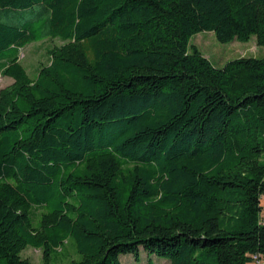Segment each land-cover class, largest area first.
I'll use <instances>...</instances> for the list:
<instances>
[{
    "label": "trees",
    "instance_id": "obj_1",
    "mask_svg": "<svg viewBox=\"0 0 264 264\" xmlns=\"http://www.w3.org/2000/svg\"><path fill=\"white\" fill-rule=\"evenodd\" d=\"M204 31L264 46V0H0V264L70 240L74 264L264 253V58L217 67Z\"/></svg>",
    "mask_w": 264,
    "mask_h": 264
},
{
    "label": "rangeland",
    "instance_id": "obj_2",
    "mask_svg": "<svg viewBox=\"0 0 264 264\" xmlns=\"http://www.w3.org/2000/svg\"><path fill=\"white\" fill-rule=\"evenodd\" d=\"M194 44L215 66L223 67L230 60L239 57L264 58V46L258 45L257 38L252 35L248 41L238 39L222 43L214 32L204 31L194 35L191 39ZM62 40L44 38L26 45L19 52V58L27 73L33 77L39 69L48 65L50 61L49 51L55 46H60ZM12 83V79L0 74V89ZM264 211V195L261 199ZM264 217V212H262ZM22 257L30 260L32 264H43V250L27 247L22 252ZM75 243L70 240L65 243L63 249L56 250L52 255V264H74L79 259ZM120 259L123 264H171L169 259L140 251L139 259L134 254H122ZM254 264V263H251Z\"/></svg>",
    "mask_w": 264,
    "mask_h": 264
},
{
    "label": "built area",
    "instance_id": "obj_3",
    "mask_svg": "<svg viewBox=\"0 0 264 264\" xmlns=\"http://www.w3.org/2000/svg\"><path fill=\"white\" fill-rule=\"evenodd\" d=\"M253 261L256 264H264V253L260 254H255L253 256Z\"/></svg>",
    "mask_w": 264,
    "mask_h": 264
},
{
    "label": "crops",
    "instance_id": "obj_4",
    "mask_svg": "<svg viewBox=\"0 0 264 264\" xmlns=\"http://www.w3.org/2000/svg\"><path fill=\"white\" fill-rule=\"evenodd\" d=\"M252 263H254V262H252ZM254 264H256V263H254Z\"/></svg>",
    "mask_w": 264,
    "mask_h": 264
}]
</instances>
